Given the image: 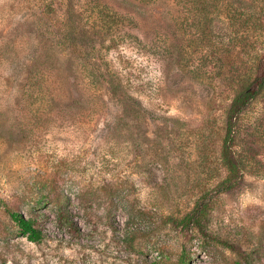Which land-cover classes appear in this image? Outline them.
<instances>
[{"label":"rangeland","instance_id":"1","mask_svg":"<svg viewBox=\"0 0 264 264\" xmlns=\"http://www.w3.org/2000/svg\"><path fill=\"white\" fill-rule=\"evenodd\" d=\"M263 52L264 0H0V264H264Z\"/></svg>","mask_w":264,"mask_h":264},{"label":"trees","instance_id":"2","mask_svg":"<svg viewBox=\"0 0 264 264\" xmlns=\"http://www.w3.org/2000/svg\"><path fill=\"white\" fill-rule=\"evenodd\" d=\"M264 87V52L261 57L256 62L255 66V74L253 79L246 84L238 93L235 95L232 108L235 111H240V109L249 101V99L253 98L256 93L260 89ZM223 158L225 159L229 169L233 171L236 168V163L230 160V155L227 147H223L222 150ZM9 215L13 218V220L17 223L21 232L24 233L30 240L38 241L41 236V230L35 226L34 220L23 216L21 213L8 210ZM191 219L197 218L198 209H194L193 213L191 212L188 215Z\"/></svg>","mask_w":264,"mask_h":264}]
</instances>
